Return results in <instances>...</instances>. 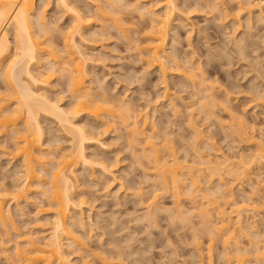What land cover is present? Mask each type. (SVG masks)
<instances>
[{
  "label": "rangeland",
  "instance_id": "rangeland-1",
  "mask_svg": "<svg viewBox=\"0 0 264 264\" xmlns=\"http://www.w3.org/2000/svg\"><path fill=\"white\" fill-rule=\"evenodd\" d=\"M48 1L36 0L35 11L44 10L45 20L50 30H47L49 33L46 37L49 41L55 42L53 46L59 49L63 45L61 38L64 35L62 33L67 32V29L70 30L69 24L72 20L70 13L68 15L62 7L57 6L56 0ZM101 1L98 2L101 5L105 3L103 5L105 9H108V6L116 12L120 9L117 14L121 16L122 24L128 27L127 34H122L123 31L118 32L109 20L106 18L103 20L98 15L102 22L104 21V25L101 23V19L96 15V1H70L85 16L89 15L88 17L92 18L91 25L86 29L87 31L85 30V34L74 37H77L76 41L84 37L82 49L89 57V60L84 63L85 84L89 87L93 100H107V104L115 107L123 104L119 108L120 111L132 113L135 116L134 119H138L140 124L146 121V125L142 124L140 127L144 126L145 134L152 136V142L160 148L158 149L160 155L167 160L172 158L168 156V151L172 150V155L187 165L192 163L199 165L197 157L199 152L204 153L200 155L204 160L210 158L215 162L231 156L229 158L235 157V161H240L248 159L249 156L252 157L253 152L256 153L257 143L262 142L264 147V6L260 3L262 0H215L216 2L214 0H178L177 3L181 10H176L173 16L169 37L164 48L166 62L172 70V72L169 69L166 70V77L162 75L158 66L147 65L146 67L144 60L142 61L138 56L140 49L136 47L140 44L145 45L144 26L150 22L148 18L151 11H155L158 15L161 12L163 14L165 9L162 4L159 1L155 3L156 0L153 2L154 6L150 5L152 2L141 0H112V2L110 0V5L105 0V2ZM206 3L210 4L209 7L205 5ZM215 3L218 8L214 7ZM112 4L115 7L117 5V8L115 9ZM142 11L146 13V16ZM138 12L143 16L141 14L138 16ZM223 13L227 14V18L226 15L224 18L220 17ZM124 35L127 37L125 38ZM10 39L13 43V53L15 51L13 34H10ZM173 56L172 59L176 58V66L180 65L179 69L178 67L175 69V64L171 62ZM45 61L42 60L43 63H46ZM42 62L40 63L42 67L38 65L33 68L35 73L37 70L43 72L44 68H49V64L46 63V66ZM180 69L187 71L186 76L192 74L194 78L190 80L184 76L183 71L180 73ZM59 72L61 71L53 72L48 86L39 84L38 87L43 86L42 90L49 94L47 96L51 100L54 101L57 98L58 104L68 108L73 99L66 90L67 83L64 73ZM202 79L205 80L204 86L211 84L210 90L212 89L213 95L216 96V102L211 103L206 97L204 99L206 92L204 93L203 88L205 87L202 86V88L197 83ZM1 81L0 77V93H3L5 85ZM201 100L202 103H207L209 109L203 106L204 110L202 108L200 110ZM116 109L113 110L118 111ZM113 110L109 113H114V117L107 118L104 114L105 116H102L104 119H99V121L90 115L86 117V114H80L81 116L76 118V122L87 128L85 129L90 137L100 140L85 145L86 154L91 157L92 163L75 167L76 202L70 215L74 221H77L71 225V228L77 234L76 236L81 237L83 245L73 243L70 245L69 241H65L64 251L70 260L69 264H105V260L109 264H211V262L212 264H227L225 258H222L225 251L222 249L224 245H221V239L217 237L220 233L216 232V234L210 225L206 223L205 225L196 210L197 205L200 206V210L203 201L207 205L206 201L213 202L215 197L222 192V189L218 188L217 176L214 175L215 179L212 178V182L206 177L208 181L202 178L204 184H201V187L207 191V195L206 191L202 192L201 189V192L195 193L196 199L194 200H190L191 197L187 198L189 192H186L187 189L184 188H182L181 196L179 195L180 198L173 197L172 189L169 193L164 192L158 178L154 179L156 175L153 172L150 157L145 158L144 156L141 159L142 145H130L126 141L124 126L120 124L121 121L119 122L122 114L119 116L121 113L119 111L120 113L118 112L116 116ZM109 113L106 114L109 116ZM42 115L39 117L42 129H44L41 149L46 154V159L51 158L53 161L58 158V155L60 157L62 152L70 151L73 141H70L72 139L70 134H67L68 132H65L63 128L61 129L55 119ZM239 119L245 121L243 123L246 127L243 125V129H246L248 136L254 137L251 136L253 140L246 142L244 135L240 134L239 128H236L241 122ZM113 121L115 123H112ZM20 124L22 123L18 124V128H22ZM230 125L235 128V132ZM10 135H12L11 131L7 133L0 131V191L4 192L11 191V188L21 181V160L9 155L12 151ZM197 135L198 137L195 138L194 136ZM163 146L165 148L168 146V149ZM49 151H52L54 156L49 155ZM263 164L264 161H257L251 172L249 170L248 175L241 176L244 179L240 180L241 177H236L234 174L233 176L232 172L229 173L226 168L220 167L226 171L224 173L232 175L223 174L224 178L220 187H223L226 182V188L232 190L236 205L245 207L241 212L243 229H239L240 235L237 238L240 249L238 250L247 259H244L247 264H261V262L264 264V260H258L259 263H257L256 258L257 254L264 252ZM50 166L46 164V171L41 172L43 182L48 179ZM199 167L202 168L201 165ZM36 182L35 184H38ZM212 188L219 195L213 193ZM35 189L27 199L18 204L9 202L7 199L5 206L9 205V208H6L9 209L11 219L20 236L40 241L41 238L47 236V231L51 227L52 213L47 207L45 196ZM202 194L208 197H203ZM149 201L155 203L152 211H155L154 216L152 217V213L151 216L148 215L150 219L145 216L147 213L145 204ZM218 201L217 197L215 202L217 204L221 202V200ZM176 205L178 207L180 205V209L182 207L184 210L181 212L182 216L188 217L186 220L176 214L180 213L177 212ZM212 211L210 212L214 213ZM214 214L212 216H215ZM233 216L232 223L235 220ZM2 232L0 230V241L3 243L1 245L0 242V264H16L12 261L14 260L13 247L17 242L20 247H23L24 238L12 228L9 229V238ZM21 243L23 246L20 245ZM208 248H212V251H208ZM230 248L235 247L231 245ZM232 249L230 252L235 250ZM208 252L212 255H208ZM233 260L231 261L235 264V259Z\"/></svg>",
  "mask_w": 264,
  "mask_h": 264
},
{
  "label": "bare ground",
  "instance_id": "bare-ground-1",
  "mask_svg": "<svg viewBox=\"0 0 264 264\" xmlns=\"http://www.w3.org/2000/svg\"><path fill=\"white\" fill-rule=\"evenodd\" d=\"M56 1H57L56 2L57 6L62 7L64 9L63 11H65L67 14L70 13V16H71L70 18L72 20L70 22L71 24H69L70 30L67 29V32L62 33L64 37L63 36L62 38L60 37L63 40V45L61 44L63 47L61 46V48L59 49L55 47V45L53 46V43L55 44V42L49 41L46 37V34L49 33V32L47 33V30L49 29L48 24H47L48 22H46L45 20L46 16L43 13L44 10L43 11L38 10V12L35 11L36 0H0V77L2 80L1 82H3V84L5 85V86L3 85L5 91L2 90L4 94L0 93L1 94L0 95V131L1 133L2 132L7 133L8 131L12 132V135H10L11 136L10 143L12 144V151L9 152V155H13L11 157H17L18 159H20L21 168H22L20 171L21 176L19 175L21 177V178L19 177L21 180L19 181L20 183L12 187L11 191H9L8 189L9 192H6V191L4 192L3 190H2L3 192L0 191V230H2L3 231L2 233L7 235L8 237L9 229L12 228L20 236V233H18V230L11 219V215L8 209L9 205L5 206V204H6V201H8L7 199H9V202L12 201L13 203H16V204L20 203L22 200L27 199L28 195L36 187L37 188L35 190L41 192V194L45 196V199L47 200V204H48L47 207L48 209L51 210V213H52V221L50 223L51 227L49 228V231H47V234H46L47 236L41 238L40 241L32 239V238H28V237L24 238L20 236L24 238L23 240L25 242H24V246L22 245V243L20 244L23 247L19 246V242H17V244H15V247H13L14 250H13L12 255L14 256V260L12 259L11 260L15 261L16 264H69L70 260L68 258V255H66V252L64 251L65 241L66 242L69 241L70 245L72 243L77 244V245L79 244L80 246L83 245L82 244L83 241L81 237L76 236L77 234H75L73 231V228H71L72 227L71 225L72 224L74 225L75 222L77 221V220L74 221V219L71 218L72 215H70L71 209L73 207L75 208V202H76L75 192L77 191V184H76L77 182L75 181L76 178L74 179V177L76 176V175L74 176V171H75V167H77L76 165L85 166V165H89L92 163V160L90 159L91 157H89V155L86 154L85 145L89 143L99 142L100 139L94 140L92 137H90L87 134V131H86L87 128L81 125V123L76 122V118H78V116H81L82 114H86V117L87 115H90L93 117V119L95 118L98 121L99 119L103 120L104 117L102 116H105V115H107V118L110 116L114 117L115 116L114 113L111 114L112 110L118 107V106L115 107L114 105L110 106L111 104L110 105L107 104L108 103L107 100L106 101L105 100L98 101L100 99H98L97 101L93 100L92 94L90 93L88 89L89 87H87L85 84V74H86L85 72L86 71L84 69V66H85L84 63L89 60V57L82 49L84 37L83 36L80 37L79 40L77 41H76V38L78 36H81L82 34H85L84 33L85 30L91 25L92 18L90 19L88 17L89 15L85 16L83 12L79 11V9L75 6V4L73 5L70 2L71 0L70 1L69 0H56ZM91 1H96L95 8H96L97 16L98 15L101 16L102 19L106 18V20H109V22L112 23L113 25L112 27H115V29L118 30V32L126 31L125 33L123 32L121 33L127 34L129 29H127L128 27L126 28V26L122 24L123 23L121 22L122 18H120L121 16L117 14L120 11V9L117 12L116 10L112 9V7L111 9H109L110 6H108V9H105V7L103 6L105 5V3L104 4L102 3L101 5V3L99 4L98 2L99 0L98 1L91 0ZM105 1L109 2V5H110V0H105ZM141 1H148L149 3L152 2L150 5L152 6L153 4L154 6V3H153L154 0H141ZM158 1L162 4V7H164L165 10L163 11V14H161L162 13L161 12L159 13L160 15H158L155 13V11L152 12L150 9L151 11L150 17L148 18L150 22L147 26L146 25L144 26L145 31L143 32V35H145L146 37V40H145L146 43L143 46H141L142 44H140L141 47L138 45L136 47L140 49L138 56L139 58H141L142 61L144 60V62L146 63V67H148L147 65H149L150 67L152 65L158 66V68L161 70L159 71L162 72V75L165 76L166 70L169 69L168 67L169 64H167L168 62H166L167 57H166V53H165L166 51L164 48H165V45L167 44V40L169 37V33L171 29L170 27L172 25L171 21L174 18L173 16H175L174 15L175 12L181 9H179L180 6L177 3L178 0H156L155 3L156 2L158 3ZM100 2L102 1L100 0ZM207 3L205 5H207ZM260 3L264 6V0H262V2ZM45 4L47 5L46 2ZM45 4H43V6ZM212 6H214V4ZM246 6H248V4H246ZM260 6L261 5H259V7ZM214 7L218 8L217 3H215ZM116 8H117V5L115 9ZM143 8L144 7L142 6V9ZM216 8L214 9L216 10ZM147 10L149 11L148 8ZM259 10L261 9L259 8ZM145 12H146V9H145ZM142 13L144 14L143 11ZM142 13L138 12V16H140L139 14L142 15ZM224 15H226V18H227V14H224V13L220 17L223 16L224 18L225 17ZM236 15H237V11H236ZM100 19H97V20H100ZM102 19L100 21L103 24L104 21L102 22ZM10 34H13V42H14V47H15L14 48L15 51L13 53H12L13 43L10 39ZM76 35L77 37L75 38L74 36ZM125 36L127 37V35H124V37ZM172 58H174V56L171 57V62L173 61V63L176 66L177 65L175 61L176 58L175 59H172ZM42 60L44 61L46 60L45 62L49 64V68L48 67L47 69L44 68L43 72H41L42 70H40V72H38L37 70V73H35L33 68L38 67V65L41 66L40 63L42 62ZM46 63L42 62V64H46ZM41 67L40 69H42ZM55 67L56 69H54ZM177 67L178 66H176L175 69H177ZM179 68H180V65L178 69ZM58 70L64 73V76L66 78V83H67L66 90L69 91L73 99L72 103L71 104L69 103L70 105L68 108L67 107L64 108L60 104H58L57 98L54 101L51 100V98L47 96L49 94H46L47 92L45 93L44 90H42L43 88L41 87L43 86L38 87L39 84H43V85L47 84L48 86V81L51 79V77L56 71L58 72ZM169 70L172 72L171 69ZM182 71L183 70H181L180 73H182ZM186 72L183 73L184 76H186L185 75ZM187 74H191V73H187ZM186 77L190 78L191 80L192 78H194V75L191 74ZM203 79L199 81L197 80L198 81L197 83L199 84L198 86L201 85L200 87L202 86L205 87V88L202 87L204 93L206 92L205 94L203 93L204 99L207 98L209 101H211V103L216 102L215 101L217 100L215 99L216 96L213 95L212 89L210 90V88H212L211 84H208V85L205 84L206 86H204L205 80L203 81ZM201 103H202V100L199 103L200 105H202L201 107L199 105L200 110L202 109L204 110V108L206 107L208 108L206 102H203L204 104L203 103L201 104ZM108 105H109V108L110 107L113 108V109L110 108L111 111L108 108ZM122 105L123 104H121V106ZM121 106L119 105V107L116 109L118 111L113 110V112L116 113V116H117V113L120 111L119 108ZM122 109H124V107H122ZM120 112H119L120 113L119 116L121 114L122 115H121V118H119V122L121 121L120 124H123L124 126V129L127 135L126 141H128L130 145H136V146L142 145L141 149L139 148L143 155V156L141 155L142 156L141 159L144 156L145 158L150 157L153 163L152 169L156 175L154 179L158 178V182L161 185L162 190L164 192L166 191L169 193V190L172 189L173 197L175 196V197L180 198L182 188H184V189H187L186 192H189L187 193L188 194L187 198L191 197L190 200H194L196 199L195 193L199 192L203 188L201 187V184H204L202 178L204 177V180L208 179L209 181L212 182L211 179L212 178L215 179L214 175L215 177L217 176L216 179H217V183L219 184V187L218 186L216 187L222 189L221 190L222 192L219 193L220 194L219 195L218 192H215L214 191L215 189L212 188L214 191L213 193H216L219 195L215 197V194H213V197H215V199L218 197V200L219 201L221 200V202L217 204L215 202V199L212 197L214 199L213 202L211 201L209 203L208 201H206L207 202V205H206L204 204V201H203V203L201 204L202 206L201 209L199 210L200 206L197 205L196 210H198V216L200 214L199 217L202 218L200 220H202L204 224L206 223L207 225H210V227H212V229L215 230V233L216 232L220 233L217 237L221 239V245L222 246L224 245L222 249H225V251L224 252L222 251L224 253L222 254V258H225V260L227 261V264L229 263L232 264L231 262L234 261L233 259H235V264H245L246 263V261H244L245 258L244 256L241 255L242 253H240L239 251L240 249L238 246L239 245L238 235H240L239 229H243V227H241V223H242L241 212L245 207L243 208V205L242 206H237L238 204L236 205V202L233 200V194L231 193L232 190L230 191L228 187H227L228 189L226 188L227 186L226 182L224 183L225 184L224 186L226 189L223 188L224 186L223 187H220V186H222V180L224 178L222 177V175L227 174L224 172L226 171L229 173L232 172L231 174L232 175L234 174L236 177H241V176L246 177L249 173V170L251 172L252 167L255 166L257 161H264V147L261 144L262 142L256 144V150H255L256 153L254 154L253 152L252 153L253 155H251L252 157L249 156L250 158L247 157L248 159L246 160L242 159L240 161H235L236 160L234 159L235 157L229 158L231 156L224 157L221 159V161L217 160L218 162L217 161L214 162L213 160H210V158L204 160L200 156L201 154H204V153L200 154V152L198 153L197 151V153L199 154L197 157L200 159V160L198 159V164L201 165L202 168H200L199 165H195L192 163L194 168L196 166L199 167V168L196 167L194 169L191 166L192 164L187 165L185 162H181L182 160L180 161L177 160V158L174 157L175 155H172L173 153L171 149H170L171 151L167 150L169 152V154L167 152L168 156H172L170 160H167L164 156L162 157L159 152L160 150L158 151V149L160 148H158V146L155 145L154 142H152L153 139L151 140L152 136H150L149 134L147 135L145 134L144 126L143 128H141L142 124L146 125L145 124L146 121L145 122L142 121V124H140L138 119L136 118L134 119L135 116H133L132 113H130L131 114L130 115L129 113H126V111H124L125 112L124 113L123 110H121ZM106 113H109L110 115L108 116V114ZM41 114H43L42 116L46 115L48 117H51L52 119H55L56 122L61 127V129L63 128L65 132H68L67 134H70L72 138L70 141H73L72 142L73 144H71L73 145V147L70 146L72 150L70 149V151L68 150L65 153L62 152L60 157L58 155V158L54 159L55 161L54 160L52 161L51 158H49L50 160L46 159V154H44L43 150L41 149V146L43 143V137H44L43 136L44 129H42V125L39 120V117ZM129 120L130 121L132 120V121L130 122ZM243 122L245 121L239 122V124H237L238 127L236 128L237 129L239 128L240 134L244 135L243 137H245L246 142H249V140L250 141L253 140L254 137L251 135L253 137L251 138V136H248L246 134V129H243V125H244ZM19 123H22L20 124L22 125L21 126L22 128H18ZM112 123H115V122L113 121ZM231 127L233 131L235 132V128L233 126ZM197 134L199 133L197 132ZM194 137L196 138L198 137V135ZM241 141H243V139ZM140 142L141 144L138 145L137 143H140ZM163 147L165 148V146ZM164 148H163V151H164ZM140 150H137V151H140ZM201 151L203 150L201 149ZM49 155H53L52 151H49ZM194 163L196 162L194 161ZM46 164H50L51 166L49 168L50 171L48 172L49 175H47L48 181L46 180L47 182L46 181L43 182L41 172L46 171V167H45ZM100 166L102 168L101 162H100ZM220 167L221 168L224 167V169L226 168L227 170L226 171L222 170L223 168L220 169ZM103 169H105L104 166H103ZM147 169H145V171H147ZM203 170H205L207 173ZM106 171H107V167H106ZM231 174H227V175L232 176ZM205 177L207 179H205ZM236 177L234 178L236 179ZM242 178L243 177L239 178V180ZM36 181L38 182V184H35ZM35 185H38V186L35 187ZM39 186L44 189L41 188L40 190ZM218 188H216V190ZM171 191H170V194H171ZM201 191L203 192L206 190L202 189ZM186 192L184 190V193ZM205 194L207 195V191L205 192ZM205 194L204 195L202 194L203 197L206 196ZM154 204H155L154 201H149L147 204H145L146 205L145 211H147L145 216L147 217L148 215L151 216V213H152V217L154 216L153 213L155 211L152 212L154 210L153 209ZM208 205H211L212 207L211 206L208 207ZM228 205H230L229 206L230 209L226 208V206L228 207ZM231 205H234V206L231 207ZM179 207L177 206L178 210L177 209L176 210L177 212L179 211L180 213H176V214H178V216L179 215L182 216L183 213L181 212L184 210H182V207L181 209ZM212 210L214 211L215 214L210 212ZM192 213H193V210H192ZM213 214L215 216H212ZM232 216L235 219L233 220V223L231 222ZM184 218L186 220V218L188 217H184ZM213 218L216 220V222ZM148 219L150 218L148 217ZM188 223L190 222L188 221ZM78 224L80 223H77V225ZM80 225L82 226V224ZM236 231L238 234L236 233ZM241 233L243 234L242 231ZM1 245H3V243ZM231 245L235 247L234 248L235 250L230 248ZM210 246H212V244ZM208 249H207L208 251L211 250L210 248ZM226 249H228L229 251ZM231 249L234 251L230 252ZM231 254H233L232 256L234 258H232ZM208 255H212V254H209L208 252ZM6 258L8 257L6 256ZM256 258H257V261L264 260V252L257 254ZM9 259H10V256H9ZM105 261L107 262V260ZM259 261L257 263H259ZM106 262L105 264L108 263Z\"/></svg>",
  "mask_w": 264,
  "mask_h": 264
}]
</instances>
